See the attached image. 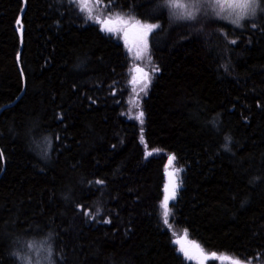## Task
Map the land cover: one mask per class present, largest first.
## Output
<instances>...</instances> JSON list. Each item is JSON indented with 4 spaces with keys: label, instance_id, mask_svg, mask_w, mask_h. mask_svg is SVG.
<instances>
[{
    "label": "trees",
    "instance_id": "trees-1",
    "mask_svg": "<svg viewBox=\"0 0 264 264\" xmlns=\"http://www.w3.org/2000/svg\"><path fill=\"white\" fill-rule=\"evenodd\" d=\"M21 7L0 0V264L48 237L55 264H192L185 232L204 264H264V1L235 26L164 0H25L17 62ZM136 21L159 25L142 64L123 44Z\"/></svg>",
    "mask_w": 264,
    "mask_h": 264
},
{
    "label": "rangeland",
    "instance_id": "rangeland-1",
    "mask_svg": "<svg viewBox=\"0 0 264 264\" xmlns=\"http://www.w3.org/2000/svg\"><path fill=\"white\" fill-rule=\"evenodd\" d=\"M263 1L264 0H260L259 6H261ZM208 11H209V13L215 14L218 19H223V20H226L229 22H231V20L235 18V14L229 16L228 12H223L218 16L216 14L218 9H212V8H203L197 15L207 14ZM236 11H239V9H237ZM251 15L252 14L246 15L245 18H247L248 16L251 17ZM224 17H228V18H224ZM245 18H243V19H245ZM233 25H235V24H233ZM235 26H237V25H235ZM108 27L116 29L115 25L111 21H110V23L102 25L101 29L103 30V29H106ZM138 29H139V31L137 34H133L130 31H126V36H127L126 39H128V40L130 39V40L128 42H127V40L123 41V44L125 46L127 54L130 57L138 59V60H140V63L141 62L143 63L142 60L144 59V52L141 48H139V42H140V33H142V35H143L144 30L141 31L140 28H138ZM103 31L107 34H110V35H116V31H118V30L116 29L114 31H107V30H103ZM138 53H139V56L137 55ZM150 81H151V73L148 72V70H145L141 67L140 68L136 67V68H133L131 70V87L133 88L134 93L139 92V91L142 92L144 90V94H146L148 91V88L150 86L149 83L151 84ZM145 84H147L146 88H145ZM133 103L135 104L136 101H133ZM180 184H181V173H180V171H177V170H173L171 172L169 171L166 175V182H165V186H164L162 213H164V211H165V209L163 207L165 197L166 196L171 197L173 192H175V198H176L177 193H178V189L180 188ZM175 198L169 199L168 209L173 204ZM182 243H184L185 248L188 251L189 255L191 257H193L192 259H188L185 257L184 253H182L183 257L185 258V260L187 262L192 263V264H204V262L207 258V255H206V252L204 251V249H202L197 243L191 242L189 239L182 240ZM196 245H198L199 247H195ZM45 246H46L45 243L40 241L39 244H35L34 247H31L30 249L32 251H31V254H28L29 257H28L26 262H30V264H38L39 261L46 260L47 257H46V255L43 254V251H42ZM177 247L179 248V245H177ZM51 258H52V256H51ZM218 261L220 262V264H233L232 261H230L229 257H226V256L219 257Z\"/></svg>",
    "mask_w": 264,
    "mask_h": 264
},
{
    "label": "snow or ice",
    "instance_id": "snow-or-ice-1",
    "mask_svg": "<svg viewBox=\"0 0 264 264\" xmlns=\"http://www.w3.org/2000/svg\"><path fill=\"white\" fill-rule=\"evenodd\" d=\"M165 5L169 9H174L172 14L178 19H186V20H195L197 18V14L203 9V8H212V9H218L217 15L219 16L223 12H228V15L231 16L235 14V18L231 20V22L237 26L240 25V21L245 18L246 15L252 14L254 15L257 8L260 5V0H164ZM239 9V11H236ZM83 10V6H82ZM261 11H264V9H261ZM89 18H92L91 14L89 15ZM228 18V17H224ZM97 23H101L102 25L110 23V20H101L99 17L96 18ZM19 23V21H17ZM138 24L142 29H144V34L147 35V33L151 32L153 29L159 27V25L156 24H140L139 21L135 22ZM255 26V25H253ZM107 31H114L116 29L108 27L106 29ZM232 43H235V41H232ZM139 56V53L137 54ZM155 71H158V69H154ZM147 87V84H145V88ZM143 112L140 113L139 118L142 122ZM230 139V138H226ZM0 156H2V153H0ZM175 159V157L169 158V163L171 164L172 161ZM179 171V170H177ZM100 183V181H97ZM175 198V192H173L172 196H166L164 200V217H165V223H168L167 217L169 215L168 211V201L169 199ZM187 239V232H185L184 237L177 238L173 242L179 245L178 251L184 253L185 257L188 259H192L188 253V251L185 248L184 243H182V240ZM28 247H34V245L29 244ZM195 247H199L196 245ZM30 264V262H29ZM233 264H238V262H233ZM251 264V262H249Z\"/></svg>",
    "mask_w": 264,
    "mask_h": 264
},
{
    "label": "water",
    "instance_id": "water-1",
    "mask_svg": "<svg viewBox=\"0 0 264 264\" xmlns=\"http://www.w3.org/2000/svg\"><path fill=\"white\" fill-rule=\"evenodd\" d=\"M24 10H25V0H22V7L20 9V12L18 14V17H17V20H16V23H15V28H16V31H17V35H18V41H19V51H18V54H17V62L19 60V52H20V48H21V44H22V33H23V26H22V22H21V19H22V15L24 13ZM17 21H19V23H17ZM18 68L21 72V69L19 67V63H18ZM22 94V93H21ZM21 94L9 105V106H12L14 105V103L17 101V99H19V97L21 96ZM7 107V106H6ZM1 111V110H0Z\"/></svg>",
    "mask_w": 264,
    "mask_h": 264
},
{
    "label": "clouds",
    "instance_id": "clouds-1",
    "mask_svg": "<svg viewBox=\"0 0 264 264\" xmlns=\"http://www.w3.org/2000/svg\"><path fill=\"white\" fill-rule=\"evenodd\" d=\"M46 246L43 248V254L46 255V260L39 261L38 264H55V261L52 260V244H51V237L47 238ZM26 264H29V262H26Z\"/></svg>",
    "mask_w": 264,
    "mask_h": 264
},
{
    "label": "bare ground",
    "instance_id": "bare-ground-1",
    "mask_svg": "<svg viewBox=\"0 0 264 264\" xmlns=\"http://www.w3.org/2000/svg\"><path fill=\"white\" fill-rule=\"evenodd\" d=\"M37 244V243H36ZM33 245V244H32Z\"/></svg>",
    "mask_w": 264,
    "mask_h": 264
}]
</instances>
